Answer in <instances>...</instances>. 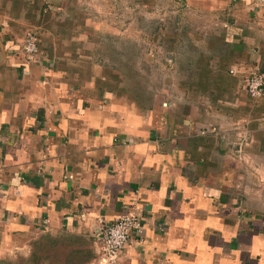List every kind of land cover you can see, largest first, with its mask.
Segmentation results:
<instances>
[{
    "label": "crops",
    "instance_id": "0c3cea01",
    "mask_svg": "<svg viewBox=\"0 0 264 264\" xmlns=\"http://www.w3.org/2000/svg\"><path fill=\"white\" fill-rule=\"evenodd\" d=\"M88 3L0 0V264H101L99 228L129 211L119 264H264V91L244 82L264 72V0H188L223 27L191 34L203 95L169 101L85 70ZM34 23L49 39L28 61Z\"/></svg>",
    "mask_w": 264,
    "mask_h": 264
},
{
    "label": "rangeland",
    "instance_id": "374dc122",
    "mask_svg": "<svg viewBox=\"0 0 264 264\" xmlns=\"http://www.w3.org/2000/svg\"><path fill=\"white\" fill-rule=\"evenodd\" d=\"M87 1L85 9L95 17L90 16L84 27L94 31L84 38H72L77 42L84 40L85 47L94 50L86 55L89 62L84 63L85 70L90 71L92 64L100 65L103 73H114L124 87H132L137 92L147 90L150 96H165L168 101L186 92L184 88H196L183 80L193 67L197 66L199 73L206 57L212 59V56L204 53L209 46L205 37L196 38L191 34L198 29L197 32L204 35V30L211 24L220 28L222 22L199 17L188 0ZM34 26L36 28L30 25L23 32L21 51L25 58L22 45L28 33L36 36L38 50L42 41L49 39L46 31L42 32L35 23ZM201 82L205 80L199 79L198 96L205 92V85Z\"/></svg>",
    "mask_w": 264,
    "mask_h": 264
},
{
    "label": "built area",
    "instance_id": "2783aa9c",
    "mask_svg": "<svg viewBox=\"0 0 264 264\" xmlns=\"http://www.w3.org/2000/svg\"><path fill=\"white\" fill-rule=\"evenodd\" d=\"M22 49L25 51L28 61L34 60L38 52L36 36L28 33ZM230 72L236 73V70L230 69ZM244 82L247 95L257 98L264 91V72L258 66L252 65L246 71ZM141 232L142 223L140 216L130 211L103 224L96 234L99 241V249L97 251L99 263L119 264L120 252L129 241L131 235H140Z\"/></svg>",
    "mask_w": 264,
    "mask_h": 264
}]
</instances>
